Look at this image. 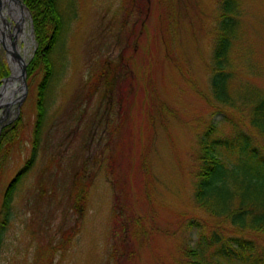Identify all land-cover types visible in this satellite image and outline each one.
Instances as JSON below:
<instances>
[{"label": "rangeland", "instance_id": "374dc122", "mask_svg": "<svg viewBox=\"0 0 264 264\" xmlns=\"http://www.w3.org/2000/svg\"><path fill=\"white\" fill-rule=\"evenodd\" d=\"M219 1L61 0L67 25L48 112L11 220H0V264H180L199 232L234 234L197 208L194 185L205 131L232 136L230 119L243 130L246 102L253 90L264 93V0H241L229 64V92L240 107L230 110L218 107L210 82ZM21 2L32 45L26 90L18 83L12 115L0 126L1 135L23 123L0 173V211L33 151L44 64L29 74L38 45ZM7 18L15 32L17 21ZM17 45L22 58L27 44ZM0 61L11 78L2 44ZM81 189L83 214L73 209ZM244 235L264 244V236Z\"/></svg>", "mask_w": 264, "mask_h": 264}, {"label": "trees", "instance_id": "16d2710c", "mask_svg": "<svg viewBox=\"0 0 264 264\" xmlns=\"http://www.w3.org/2000/svg\"><path fill=\"white\" fill-rule=\"evenodd\" d=\"M33 18L35 39L38 45L34 60L28 66L42 61V81L39 85L33 151L26 166L7 187L1 204L0 220L9 224L12 203L24 173L37 157L40 132L44 127L48 107L47 94L55 76L54 57L62 41L67 20L61 10V0H23ZM241 0H220L213 62L210 78L213 98L219 108L238 109L235 98L229 92L232 73L229 67L230 52L240 23ZM10 70L0 61V85ZM92 86V91L95 88ZM248 118L240 123L230 119L235 133L222 137L215 126L206 130L200 140L199 165L194 185V201L197 208L211 218L221 220L233 235L225 231H212L210 235L199 232L196 247L185 250L180 264H264V244L244 234L264 236V93L253 90ZM226 118V117H225ZM21 119L8 125L0 135V173L9 158L12 146L23 130ZM87 194L77 192L73 209L80 214L85 211ZM225 226V225H223ZM5 229V227H1ZM2 231L0 232V241ZM121 254V253H120ZM119 254V255H120Z\"/></svg>", "mask_w": 264, "mask_h": 264}, {"label": "bare ground", "instance_id": "6f19581e", "mask_svg": "<svg viewBox=\"0 0 264 264\" xmlns=\"http://www.w3.org/2000/svg\"><path fill=\"white\" fill-rule=\"evenodd\" d=\"M9 15L18 23L15 32L12 23L7 18ZM28 18L29 14L21 0H0V44L5 46L8 52L13 71L11 79L0 88V108H6L0 114V126L12 115L10 107L17 101L16 94L22 91V86L18 85L22 83L21 63L15 58V52L20 51L17 45L19 40L27 44L24 57L21 58L22 63L25 64L30 52L29 47L31 48L32 45L28 33Z\"/></svg>", "mask_w": 264, "mask_h": 264}, {"label": "water", "instance_id": "95a60500", "mask_svg": "<svg viewBox=\"0 0 264 264\" xmlns=\"http://www.w3.org/2000/svg\"><path fill=\"white\" fill-rule=\"evenodd\" d=\"M15 58L17 59V61H19L21 63V78L23 81V88L26 90V77H27V66L25 64L22 63L21 60V56L19 54V52H15ZM11 78L6 79V82L9 81Z\"/></svg>", "mask_w": 264, "mask_h": 264}]
</instances>
